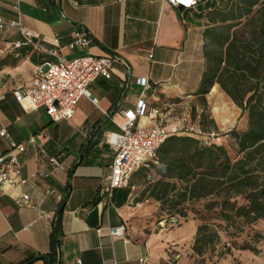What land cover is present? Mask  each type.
I'll list each match as a JSON object with an SVG mask.
<instances>
[{
	"label": "crops",
	"instance_id": "1",
	"mask_svg": "<svg viewBox=\"0 0 264 264\" xmlns=\"http://www.w3.org/2000/svg\"><path fill=\"white\" fill-rule=\"evenodd\" d=\"M215 1L203 0L181 11L167 0H0V15L12 21L19 14L23 27L34 32L47 50L68 60L116 58L112 78H99L90 85L92 99H82L69 122L51 123L43 110L25 113L14 96L0 99L6 109L0 107V132L6 130L16 144L35 137L48 156L62 155L65 168L55 170L37 148L27 147L21 159L28 185L0 187V264L49 254L52 224L59 213L60 264L78 260L83 264H174L179 260V248L174 245L193 240L197 229L187 223L177 231L172 227L156 234L137 227L145 206L137 199L133 176L142 169L131 177L129 187L114 190L111 197L102 196L114 160L105 138L119 131L113 119L121 120L122 112L135 108L143 94L151 108L167 110L168 117L174 103L198 93L207 67L204 34L212 11L207 8ZM76 35L89 38L90 46L71 50ZM22 50L24 57L32 52L29 62L35 70L28 69L24 83L16 89L31 83L37 67L56 60L33 47ZM139 79L148 80L147 89L137 84ZM50 125L53 130H48ZM8 146L6 139H0L1 152L6 153ZM23 194L30 196L34 208L16 205L14 199ZM121 225L126 226L128 242L109 235L110 228Z\"/></svg>",
	"mask_w": 264,
	"mask_h": 264
},
{
	"label": "trees",
	"instance_id": "2",
	"mask_svg": "<svg viewBox=\"0 0 264 264\" xmlns=\"http://www.w3.org/2000/svg\"><path fill=\"white\" fill-rule=\"evenodd\" d=\"M207 9L212 10L204 34L207 68L196 95L215 93L218 85L242 115L247 114L249 128L243 134L231 131L238 147L235 159L225 148L204 147L191 136L169 138L158 151L162 179L155 183L152 196L162 204L171 203L185 218L180 206L206 200L198 213L204 223L193 246L199 256L213 249L219 238L209 221H219L232 235H239L264 220V0H217ZM0 107L6 111L2 103ZM61 215L52 224L51 252L31 255L18 264H60ZM244 250L259 252L251 244Z\"/></svg>",
	"mask_w": 264,
	"mask_h": 264
},
{
	"label": "built area",
	"instance_id": "3",
	"mask_svg": "<svg viewBox=\"0 0 264 264\" xmlns=\"http://www.w3.org/2000/svg\"><path fill=\"white\" fill-rule=\"evenodd\" d=\"M175 7L183 6L185 9L195 7L200 0H167ZM18 13V8L14 9ZM19 32L21 39L11 43L14 50L33 47L36 50L55 57L54 62H47L36 69V76L27 86H21L13 93L14 99L25 113H34L41 110L51 123L59 124L71 121L82 99H92L89 87L99 78L110 80L116 58L80 57L72 60L47 50L37 42V35L26 30L20 16L7 21L0 15V34ZM91 40L82 35H76L69 48H88ZM47 69V70H45ZM137 84L144 89L148 88L147 79L137 80ZM93 102L97 101L93 99ZM167 110L151 108L143 94L139 97L135 108L122 112L121 120L113 123L120 132L106 135V143L114 152L112 173L108 187L101 190L102 196H112L116 189L129 187L131 177L142 168H150L160 148L165 142L178 135L196 138L204 147L221 146V135L217 132H206L198 126H182L167 121ZM0 139L8 141V151H0V187L13 189L24 188L29 179L22 177V156L27 153V147L37 148L38 154L48 159L49 166L55 170L64 171L62 155L48 156L42 144L35 137H31L24 144H16L10 140L6 130L0 132ZM33 178L36 175L32 176ZM20 208H34L28 194L14 199ZM178 217L159 222L160 230L180 226ZM28 229V228H27ZM126 226L121 225L109 229V235L114 239L125 242ZM145 260H142V262ZM77 264H83L81 260Z\"/></svg>",
	"mask_w": 264,
	"mask_h": 264
},
{
	"label": "rangeland",
	"instance_id": "4",
	"mask_svg": "<svg viewBox=\"0 0 264 264\" xmlns=\"http://www.w3.org/2000/svg\"><path fill=\"white\" fill-rule=\"evenodd\" d=\"M233 31L234 29L230 31V34ZM17 40L16 33L13 31L4 36L0 35V99L13 96L14 90L24 83V75L28 69H32L33 72L35 70L29 62L32 52L24 57L22 49L14 50L10 46ZM214 87L217 91L212 93L210 90L204 97L195 95L192 98L178 100L169 110L167 121L182 126H198L206 132L219 133L222 138L221 147L227 150L232 159H235L238 156V147L231 131L235 130L238 134L246 132L249 128L248 116L242 115V110L218 85ZM53 128V125L48 126V130ZM134 177L138 185L135 191L137 199H142L145 206L140 216L142 223L138 218L139 229L147 233L159 234V222L172 217H178L181 221L180 226L172 231H177L187 223L194 224L198 230V227L204 223L198 213L203 211L206 200L193 201L180 206L179 209L184 208L187 213L185 218L172 208L171 203L162 204L152 197L155 192V183L162 179L158 153L155 163L150 168L140 170ZM163 180L168 182L167 179ZM161 188L165 187L161 186ZM209 224L218 232L219 238L214 248L202 256L197 255L193 251L195 236L193 240L174 245L179 248L180 256L174 264L178 262L181 264H264V220H260L251 228H246L239 235H232L230 231L225 230L226 228L221 227L222 223L219 221L211 220ZM246 244L255 246L259 252L255 254L244 250Z\"/></svg>",
	"mask_w": 264,
	"mask_h": 264
},
{
	"label": "water",
	"instance_id": "5",
	"mask_svg": "<svg viewBox=\"0 0 264 264\" xmlns=\"http://www.w3.org/2000/svg\"><path fill=\"white\" fill-rule=\"evenodd\" d=\"M179 9L183 11L185 8L183 6H180Z\"/></svg>",
	"mask_w": 264,
	"mask_h": 264
}]
</instances>
